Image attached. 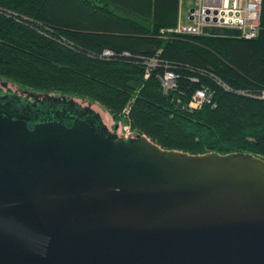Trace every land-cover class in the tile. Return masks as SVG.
<instances>
[{
	"label": "water",
	"instance_id": "1",
	"mask_svg": "<svg viewBox=\"0 0 264 264\" xmlns=\"http://www.w3.org/2000/svg\"><path fill=\"white\" fill-rule=\"evenodd\" d=\"M122 126L0 82V264H264L263 158L165 149Z\"/></svg>",
	"mask_w": 264,
	"mask_h": 264
},
{
	"label": "trees",
	"instance_id": "2",
	"mask_svg": "<svg viewBox=\"0 0 264 264\" xmlns=\"http://www.w3.org/2000/svg\"><path fill=\"white\" fill-rule=\"evenodd\" d=\"M180 11L181 0H0V77L97 103L165 149L264 159V99L247 94L264 88V0L252 39L170 31ZM166 69L179 75L168 93ZM202 86L216 106L191 109Z\"/></svg>",
	"mask_w": 264,
	"mask_h": 264
},
{
	"label": "built area",
	"instance_id": "3",
	"mask_svg": "<svg viewBox=\"0 0 264 264\" xmlns=\"http://www.w3.org/2000/svg\"><path fill=\"white\" fill-rule=\"evenodd\" d=\"M194 2V6L180 13L178 26L170 31L180 34L209 35L205 34V27H230L240 29L241 37L246 39L255 38L260 33L263 0H194ZM191 8H194V11H191ZM105 55H110V51H105ZM156 61L152 59L149 65L153 66ZM178 78L176 72L166 69L160 76L163 91L168 93L176 88ZM192 80L197 81V78ZM219 83L222 84V81ZM247 94L264 99V88ZM207 104L216 106L212 91L209 87L202 86L194 93L189 107L200 109ZM123 129L128 132L131 130L128 125L123 126Z\"/></svg>",
	"mask_w": 264,
	"mask_h": 264
},
{
	"label": "rangeland",
	"instance_id": "4",
	"mask_svg": "<svg viewBox=\"0 0 264 264\" xmlns=\"http://www.w3.org/2000/svg\"><path fill=\"white\" fill-rule=\"evenodd\" d=\"M194 4H195L194 0H181V9H183V10H181L180 13L183 12L184 10H186V9L194 6ZM0 82L1 83H5L6 86H9L12 89L18 90L20 92L27 93V91H26L27 88L20 87V86L12 83L10 81H7V80H5V79H3L1 77H0ZM29 90L30 91H33L31 89H29ZM49 95H53V96H56V97H59L60 96L57 93H49ZM73 99L85 100V101L91 103L92 105L96 106L99 110H101L104 113L105 119H106V122H107V126H108L109 130L110 131H114L115 130L114 127H115L116 123L113 121L111 115L106 110H104L99 104L93 103V102H91V101H89L87 99H83V98H79V97H73ZM121 128H122L121 129V132L117 131V133H118V135H120V137L125 136V135L130 136V135H132V134L135 133V132H132L131 130L129 132L126 131L125 129H123V126Z\"/></svg>",
	"mask_w": 264,
	"mask_h": 264
},
{
	"label": "flooded vegetation",
	"instance_id": "5",
	"mask_svg": "<svg viewBox=\"0 0 264 264\" xmlns=\"http://www.w3.org/2000/svg\"><path fill=\"white\" fill-rule=\"evenodd\" d=\"M5 84V83H3ZM27 93L29 94H33V95H40V96H43V95H49V94H45V93H40V92H35V91H30L29 89H26Z\"/></svg>",
	"mask_w": 264,
	"mask_h": 264
},
{
	"label": "crops",
	"instance_id": "6",
	"mask_svg": "<svg viewBox=\"0 0 264 264\" xmlns=\"http://www.w3.org/2000/svg\"><path fill=\"white\" fill-rule=\"evenodd\" d=\"M181 10H183V9H181Z\"/></svg>",
	"mask_w": 264,
	"mask_h": 264
}]
</instances>
